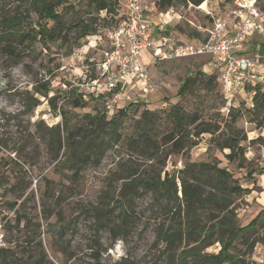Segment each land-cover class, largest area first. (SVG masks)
<instances>
[{"label": "rangeland", "instance_id": "rangeland-1", "mask_svg": "<svg viewBox=\"0 0 264 264\" xmlns=\"http://www.w3.org/2000/svg\"><path fill=\"white\" fill-rule=\"evenodd\" d=\"M237 1L209 0V6L204 9L157 10L156 14L178 13L180 17L166 29L170 41L177 46L198 49L204 45L207 35L199 32V27L211 30L215 21L221 19L226 22L229 33L233 31ZM256 5L264 13V0H258ZM121 12L120 7L117 15ZM117 15L97 16V33L68 57L65 50L41 44L26 51L18 61L8 60L0 52V233L6 246L15 252V257L25 260L30 256H44L46 264H168L170 259L163 254L165 248L154 245L156 227L166 219L157 191L132 180L119 179L133 171L140 179L162 171V177L167 172L177 180L180 190L179 179L186 166L211 163L233 174L243 188L235 198L237 223L239 227H246L247 238L250 236L251 241L255 238L259 243L252 255H246L248 250L240 241L234 243L233 250L226 252L220 244H215L205 253L216 256L223 252L225 256L245 258L246 264H263L264 175L260 171L264 169V129H256L246 118L239 120L238 128L248 137L243 144L247 159L243 168L229 163L224 156L228 151L222 153L212 146L209 135L202 136L198 146L188 154H171L165 165L164 156L148 161L147 149H134L129 144L131 137L141 134L142 114L146 109L164 119V112L180 102L178 90L186 78L195 79L199 72L217 77L213 93L195 84L182 100L188 112L199 110L204 117L218 114L226 117L230 108L242 105L250 108L251 84L239 85L233 101L229 102L224 98L219 75L205 69H209L210 59L195 56L149 66L147 93L136 83V92L129 94L140 103L129 108L124 117L118 112L129 104L113 105L104 95L83 99L85 104L81 108L73 106L79 94L77 87L73 91L71 87L81 83L89 69L92 70L89 78L97 75L95 65L104 60V52L109 50L106 32L110 26L104 21L113 25L115 20L118 24L120 16ZM154 16L151 14L148 21L153 25V40L160 41L161 21L154 20ZM179 19L183 23L181 28L175 24ZM244 47L243 53L257 57L264 67V27L251 34ZM47 81L50 82L47 94L37 92ZM254 82L264 84V70H256ZM55 97L58 110L50 102ZM103 116L106 122H102ZM112 120L117 121V136L111 134L113 130L106 124ZM58 124L61 125L60 145L51 131ZM157 129H164L162 122ZM162 131L153 136V141L161 142ZM89 143L91 160L74 165V154ZM120 206L127 212L128 220L119 239L114 240L111 228L124 219ZM18 220H21L19 225ZM254 220L257 223L250 226ZM39 225L41 236L36 239ZM30 240L34 242L31 244ZM193 247L190 245L187 249ZM98 255L100 260L96 262ZM214 261L206 260V264Z\"/></svg>", "mask_w": 264, "mask_h": 264}, {"label": "trees", "instance_id": "trees-1", "mask_svg": "<svg viewBox=\"0 0 264 264\" xmlns=\"http://www.w3.org/2000/svg\"><path fill=\"white\" fill-rule=\"evenodd\" d=\"M207 1L209 0H157L156 8L166 12L169 9L200 7ZM120 7V0H0V52L8 60L18 61L23 58L26 51L32 50L36 44H41L65 50V56H71L81 47L83 41L97 33L98 17L102 13L115 17ZM117 16H120V22L121 13ZM104 22L110 26L108 29L117 27L115 20L113 25L108 21ZM216 81V76H207L200 72L195 79L186 78L178 90L180 102L164 112V119L158 115L159 113L155 114L146 109L142 114L144 125L141 134L129 139L131 148L147 149L148 154H143L148 161H156L164 156L165 165L171 154L186 155L198 146L202 136L209 135L212 146L222 153L228 151L224 156L229 163H236L243 168L247 161L243 144L247 142L248 137L237 124L240 119L246 118L256 129H264V84L251 85L250 108H245L244 105L232 107L226 117L219 114L204 117L199 110L188 112L182 100L195 84L213 93L217 87ZM49 85V81L45 82L37 92L47 94ZM78 97L79 99L75 98L73 101L75 108H81L85 104L83 98ZM57 99L55 97L50 100L55 110H58L55 102ZM134 105L136 103H129L127 108L121 109L118 114L126 116L127 110ZM104 118L105 116L102 117V122H106ZM161 122L164 129L157 131ZM106 124H110L111 131L113 130L111 134L117 136V121L112 120ZM161 130H163L161 142L153 141V136L159 134ZM51 131L56 134L60 145L61 125L53 126ZM91 147L89 143L88 147L75 153L73 164L91 160L92 155L89 152ZM162 174L161 171L151 178L140 179L137 178L138 173L133 171L119 180H132L140 186L157 191L166 219L156 227L154 245L156 247L162 245L165 248L163 254L168 255L170 259L168 264H206V260L210 259L215 260L214 264H246L245 258L233 254L225 256L222 252L220 255L212 256L205 253L206 249L215 244H220L222 250L226 252L233 250L234 243L240 241L248 250L246 255H252L256 244L259 243L254 237L252 241L250 236L247 238L249 232L246 227H239L237 223L235 198L243 188L233 174L221 169L217 164L188 165L179 179L180 190L175 178L167 172L163 177ZM260 174L264 175V169ZM121 208L124 219L111 228L114 240L119 239L121 229L128 220L127 212L123 206ZM20 223L21 220H18V225ZM256 223L257 220H254L250 226ZM35 234L36 239L41 236L40 225ZM28 242L32 244L34 240ZM190 245L194 247L187 249ZM17 256L15 257V252L7 246L0 248V264H46L44 256L38 258L30 256L26 260ZM99 260L100 255L96 262Z\"/></svg>", "mask_w": 264, "mask_h": 264}, {"label": "built area", "instance_id": "built-area-1", "mask_svg": "<svg viewBox=\"0 0 264 264\" xmlns=\"http://www.w3.org/2000/svg\"><path fill=\"white\" fill-rule=\"evenodd\" d=\"M257 2L258 0H238L233 31L229 33L226 22L218 19L209 31L208 41L201 48L172 44L165 49L168 41L163 39L160 46L156 47L150 66L168 60L208 56L213 67L218 70L225 100L232 102L235 89L239 85L254 86L256 70H264L257 57L243 54L247 39L264 27V13L257 7ZM144 4L145 0H120L122 18L117 27L106 32L109 50L104 52V60L95 65L98 68L97 75L89 78L88 74L92 70L88 68L86 78L71 87V90L77 87L78 94L83 99L104 95L113 105L128 101L135 103L130 102L132 99L125 92L130 82L138 83L147 93L149 67L142 64L141 57L153 43ZM5 246L4 235L0 233V248Z\"/></svg>", "mask_w": 264, "mask_h": 264}, {"label": "crops", "instance_id": "crops-1", "mask_svg": "<svg viewBox=\"0 0 264 264\" xmlns=\"http://www.w3.org/2000/svg\"><path fill=\"white\" fill-rule=\"evenodd\" d=\"M156 2L157 0H145V15H146V20L147 22L149 23L148 19H149V16L152 14V15H155L153 18L154 20H158L160 19V26L158 27V35H160V41H155L153 40V34H152V37H151V41L153 43L152 47L147 50L141 57V62L144 66H150V62L152 61L153 57H154V54H155V50H156V47L160 46V42H163V39H165V41H168L167 44L168 46L165 45V49H167L169 46H171L172 44H175L171 41H169L170 39V33L169 32H166V29L168 26H171V24L174 22V19L178 16V18L180 17L178 13H172L173 15L171 16H168L166 13H160V14H156V11H157V8H156ZM205 4V7L207 8L209 6L208 4V1ZM202 9H204L205 7H202L200 6ZM158 16V17H157ZM161 17V18H159ZM178 22V23H177ZM175 24H177L178 28H181L183 27L182 26V21L181 19H179V21H175ZM152 24H150L151 26ZM153 26V25H152ZM151 26V27H152ZM152 29V28H151ZM199 32L202 31L203 33H207V35H205V40L204 41V44L207 42L208 40V37H209V29H203L202 27L198 28ZM201 34V33H200ZM162 47V48H163ZM244 54V53H243ZM244 55H247V56H250L248 54H244ZM203 57H208V56H203ZM210 59V63H209V69L205 68L206 70H212L214 73H216L218 75V70H216L212 63H211V58L208 57ZM205 69H204V72H205ZM152 84V81L150 80V85ZM153 86V85H152ZM136 89H137V86H136V82H130L128 83L127 85V89H125V92L127 93L126 95L129 96L132 101L130 100V102H135V103H140V102H137L136 100H133V98L130 96L129 93H135L136 92ZM135 95V94H134ZM151 95V93H150ZM149 95V96H150ZM148 103V102H147ZM146 103V104H147ZM128 104H129V101H128ZM143 104V103H142Z\"/></svg>", "mask_w": 264, "mask_h": 264}, {"label": "bare ground", "instance_id": "bare-ground-1", "mask_svg": "<svg viewBox=\"0 0 264 264\" xmlns=\"http://www.w3.org/2000/svg\"><path fill=\"white\" fill-rule=\"evenodd\" d=\"M204 6H205V4L202 5V7H204Z\"/></svg>", "mask_w": 264, "mask_h": 264}]
</instances>
